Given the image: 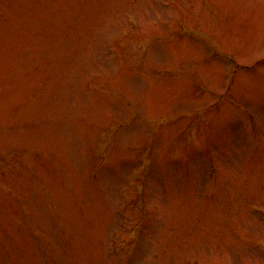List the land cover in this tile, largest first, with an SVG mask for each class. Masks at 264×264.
Listing matches in <instances>:
<instances>
[{
	"label": "rangeland",
	"instance_id": "374dc122",
	"mask_svg": "<svg viewBox=\"0 0 264 264\" xmlns=\"http://www.w3.org/2000/svg\"><path fill=\"white\" fill-rule=\"evenodd\" d=\"M0 264H264V0H0Z\"/></svg>",
	"mask_w": 264,
	"mask_h": 264
}]
</instances>
